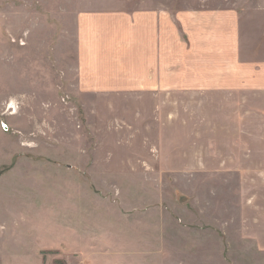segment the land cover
Listing matches in <instances>:
<instances>
[{
	"label": "rangeland",
	"instance_id": "obj_1",
	"mask_svg": "<svg viewBox=\"0 0 264 264\" xmlns=\"http://www.w3.org/2000/svg\"><path fill=\"white\" fill-rule=\"evenodd\" d=\"M134 7L150 81L80 82L78 11ZM60 262L264 264V0H0V264Z\"/></svg>",
	"mask_w": 264,
	"mask_h": 264
},
{
	"label": "crops",
	"instance_id": "obj_2",
	"mask_svg": "<svg viewBox=\"0 0 264 264\" xmlns=\"http://www.w3.org/2000/svg\"><path fill=\"white\" fill-rule=\"evenodd\" d=\"M161 11L165 12L160 7L78 11L76 68L80 82L122 80L139 88L150 81L149 60H160L165 52V14ZM91 35L96 47L87 40ZM202 42L209 48L206 37ZM161 67L165 69V65ZM117 75L119 79L113 80Z\"/></svg>",
	"mask_w": 264,
	"mask_h": 264
},
{
	"label": "water",
	"instance_id": "obj_3",
	"mask_svg": "<svg viewBox=\"0 0 264 264\" xmlns=\"http://www.w3.org/2000/svg\"><path fill=\"white\" fill-rule=\"evenodd\" d=\"M3 127H4V128H6V125H5V124H3Z\"/></svg>",
	"mask_w": 264,
	"mask_h": 264
},
{
	"label": "built area",
	"instance_id": "obj_4",
	"mask_svg": "<svg viewBox=\"0 0 264 264\" xmlns=\"http://www.w3.org/2000/svg\"><path fill=\"white\" fill-rule=\"evenodd\" d=\"M57 264H64V263L60 262V263H57Z\"/></svg>",
	"mask_w": 264,
	"mask_h": 264
}]
</instances>
